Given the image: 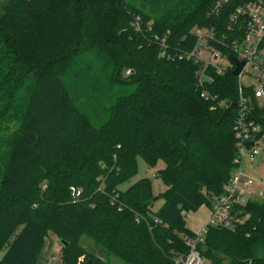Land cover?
Returning <instances> with one entry per match:
<instances>
[{"label":"trees","instance_id":"trees-1","mask_svg":"<svg viewBox=\"0 0 264 264\" xmlns=\"http://www.w3.org/2000/svg\"><path fill=\"white\" fill-rule=\"evenodd\" d=\"M253 1L0 0V264H39L51 234L62 264H180L198 235L186 216L211 208L239 167V105L232 69L201 86L178 53L205 29L233 54L234 17ZM139 158L164 164L156 210L150 178L120 188ZM235 207L233 228L207 224L202 258L264 264V201Z\"/></svg>","mask_w":264,"mask_h":264},{"label":"built area","instance_id":"built-area-1","mask_svg":"<svg viewBox=\"0 0 264 264\" xmlns=\"http://www.w3.org/2000/svg\"><path fill=\"white\" fill-rule=\"evenodd\" d=\"M242 21L244 34L240 44L235 46L234 53L224 54L221 50L211 46L208 42L213 39V33L205 29H197V44L191 50L179 51L181 59L193 60L200 66L198 71L199 83L204 86L212 81L208 74L213 70L217 74H223L226 70L235 69L230 56H235L239 61H245V65L237 77L238 79V105L239 116L235 123V133L239 148V167L233 173L224 194L215 198L211 205V217L208 224L233 228L238 222L236 218V205L244 204L250 199L264 201V180L248 176L241 170L242 163L247 159L251 165L264 154V129L251 118L252 109L250 96L247 89L252 90L253 98L257 99L260 107H264V0H255L238 9L234 19ZM136 26L140 25V18L136 19ZM166 55L165 52L162 54ZM251 70L260 73V76L251 74ZM244 75L252 76L255 81L248 86L243 85ZM203 97L209 98L207 91ZM72 195L77 197L81 190L71 188ZM207 233V225L194 238L187 239L190 247L189 253L177 260L180 264H203V258L199 245L204 241Z\"/></svg>","mask_w":264,"mask_h":264},{"label":"rangeland","instance_id":"rangeland-1","mask_svg":"<svg viewBox=\"0 0 264 264\" xmlns=\"http://www.w3.org/2000/svg\"><path fill=\"white\" fill-rule=\"evenodd\" d=\"M251 74L254 76H260L261 74L251 70ZM255 79L250 75H244L243 77V85L246 87L250 85L251 83H254ZM128 90L131 88L128 87ZM138 165H139V173L133 177L130 181L126 182L125 184L121 185L120 188L122 190H126L129 188L132 184L140 180L141 178H150L153 182L154 192L157 196H159V193L163 192L166 189V186L162 182V180L157 177V173L160 168L164 166L163 163H159L156 168H150L146 162L142 159H138ZM241 170L244 174L248 176H252L255 178H258L260 180H264V154L257 160L253 165L250 164V162L245 159L242 163ZM156 205L154 206V210L158 209L162 203L163 200H159V198L156 200ZM211 216V208L208 206H203L196 212H190L186 216L187 226L194 232L202 231L203 226L205 227L209 223V219ZM199 232V233H200ZM81 244L88 248L89 250H95V244L92 240H90L87 237H83ZM61 252H62V245L60 240L51 234L47 241V245L40 257L39 264H62L61 262ZM5 251L0 254V260L4 256ZM112 262L114 264H123L119 260L113 258ZM203 264H210V262L206 259H203Z\"/></svg>","mask_w":264,"mask_h":264},{"label":"water","instance_id":"water-1","mask_svg":"<svg viewBox=\"0 0 264 264\" xmlns=\"http://www.w3.org/2000/svg\"><path fill=\"white\" fill-rule=\"evenodd\" d=\"M230 59L235 65V69L233 70V75L236 77L239 75L242 68L244 67L245 61H239L235 56H230ZM158 198L159 196H156L154 200L156 201ZM88 264H92V261H89Z\"/></svg>","mask_w":264,"mask_h":264},{"label":"crops","instance_id":"crops-1","mask_svg":"<svg viewBox=\"0 0 264 264\" xmlns=\"http://www.w3.org/2000/svg\"><path fill=\"white\" fill-rule=\"evenodd\" d=\"M211 217V216H210ZM209 221H210V219H209ZM203 228H204V226H203ZM200 231H198V232H196V233H199ZM55 236V235H54ZM62 262V261H61Z\"/></svg>","mask_w":264,"mask_h":264}]
</instances>
